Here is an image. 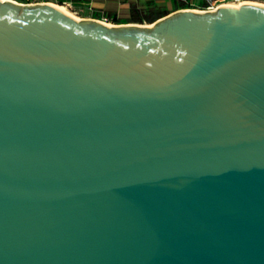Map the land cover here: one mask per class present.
Wrapping results in <instances>:
<instances>
[{
	"label": "water",
	"instance_id": "obj_1",
	"mask_svg": "<svg viewBox=\"0 0 264 264\" xmlns=\"http://www.w3.org/2000/svg\"><path fill=\"white\" fill-rule=\"evenodd\" d=\"M0 264H264V5L0 0Z\"/></svg>",
	"mask_w": 264,
	"mask_h": 264
},
{
	"label": "crops",
	"instance_id": "obj_2",
	"mask_svg": "<svg viewBox=\"0 0 264 264\" xmlns=\"http://www.w3.org/2000/svg\"><path fill=\"white\" fill-rule=\"evenodd\" d=\"M64 2L70 3L74 9L82 6L91 7V10L86 9L83 14L77 16L80 19L101 20L108 18L111 25L152 26L162 18L189 8L176 0H16L18 4L50 3L59 6ZM192 2L194 9H202L206 5V0H193ZM70 12L72 13V11ZM163 12L167 15L154 23L148 24L145 21L148 17ZM138 19H142L143 23Z\"/></svg>",
	"mask_w": 264,
	"mask_h": 264
},
{
	"label": "built area",
	"instance_id": "obj_3",
	"mask_svg": "<svg viewBox=\"0 0 264 264\" xmlns=\"http://www.w3.org/2000/svg\"><path fill=\"white\" fill-rule=\"evenodd\" d=\"M16 2V0H11ZM186 6H188L189 8L187 10H195V11H209V10H215V8L219 7L220 5H231V6H240V3H244V2H252L250 0H206V5L205 7H203L202 9H194L193 6V0H176ZM63 6H65L68 10L72 11V13L76 16H80L81 14L84 13V11L86 9L91 10V7H79L77 9H74L73 6L68 3V2H64L62 4ZM100 22H103L105 24H110V20L108 18H102L101 20H97Z\"/></svg>",
	"mask_w": 264,
	"mask_h": 264
},
{
	"label": "trees",
	"instance_id": "obj_4",
	"mask_svg": "<svg viewBox=\"0 0 264 264\" xmlns=\"http://www.w3.org/2000/svg\"><path fill=\"white\" fill-rule=\"evenodd\" d=\"M165 15H167V13L163 12V13H160L156 16L148 17L145 21H147L148 24H152L155 21H157L158 19H160L161 17H164ZM138 21H141V23H143L142 19H138Z\"/></svg>",
	"mask_w": 264,
	"mask_h": 264
},
{
	"label": "bare ground",
	"instance_id": "obj_5",
	"mask_svg": "<svg viewBox=\"0 0 264 264\" xmlns=\"http://www.w3.org/2000/svg\"><path fill=\"white\" fill-rule=\"evenodd\" d=\"M251 3H255V4H260V5H264V3H259V2H251ZM58 7H60L61 9L65 10L67 13H69L70 15H72L73 17H75L77 20H80L79 17H77L76 15H74L73 13H71L65 6L62 5H56ZM110 25V24H109Z\"/></svg>",
	"mask_w": 264,
	"mask_h": 264
},
{
	"label": "rangeland",
	"instance_id": "obj_6",
	"mask_svg": "<svg viewBox=\"0 0 264 264\" xmlns=\"http://www.w3.org/2000/svg\"><path fill=\"white\" fill-rule=\"evenodd\" d=\"M252 2H259V3H264V0H250ZM180 6V5H179ZM181 7V6H180ZM111 25V24H110Z\"/></svg>",
	"mask_w": 264,
	"mask_h": 264
}]
</instances>
